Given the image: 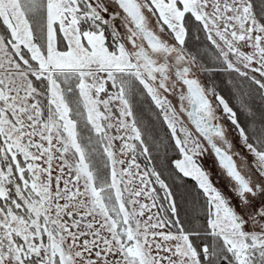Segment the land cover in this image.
<instances>
[{"label": "snow or ice", "instance_id": "snow-or-ice-1", "mask_svg": "<svg viewBox=\"0 0 264 264\" xmlns=\"http://www.w3.org/2000/svg\"><path fill=\"white\" fill-rule=\"evenodd\" d=\"M0 264H264V0H0Z\"/></svg>", "mask_w": 264, "mask_h": 264}, {"label": "rangeland", "instance_id": "rangeland-1", "mask_svg": "<svg viewBox=\"0 0 264 264\" xmlns=\"http://www.w3.org/2000/svg\"><path fill=\"white\" fill-rule=\"evenodd\" d=\"M221 94H222V93H221ZM223 123L226 124V125H229V122H228L227 120H224ZM229 127H230V125H229ZM231 139L233 140V143L236 144V137H235V136H231ZM117 143H118V142H117ZM236 147H237V149H238L239 151L243 152V149L240 148L238 144L236 145ZM249 159H251V158L249 157ZM138 162H140L141 165H142V167H143V163H144L143 157H140V159H139ZM238 163H239V161H238ZM206 166H207V167H210V168L213 169V178H214V180H216V179H217V176H216V171H217V170H216L215 161H214V159H213L212 157H209V158H208V161H207ZM218 183H219V186L223 187L224 184H225V181H224L223 179H220V180L218 181ZM225 190H226V189H225Z\"/></svg>", "mask_w": 264, "mask_h": 264}, {"label": "trees", "instance_id": "trees-1", "mask_svg": "<svg viewBox=\"0 0 264 264\" xmlns=\"http://www.w3.org/2000/svg\"><path fill=\"white\" fill-rule=\"evenodd\" d=\"M222 94H224V93H222ZM229 103L232 104L231 98H229ZM232 106L235 107V105H232ZM238 115H239V112H238Z\"/></svg>", "mask_w": 264, "mask_h": 264}]
</instances>
